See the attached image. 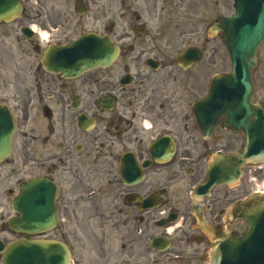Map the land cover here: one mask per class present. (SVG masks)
<instances>
[{
	"label": "flooded vegetation",
	"instance_id": "1",
	"mask_svg": "<svg viewBox=\"0 0 264 264\" xmlns=\"http://www.w3.org/2000/svg\"><path fill=\"white\" fill-rule=\"evenodd\" d=\"M17 1L14 43L31 61L14 65L9 98H0L21 136L0 165L1 245L34 238L9 228L11 201L20 183L43 178L56 188V223L35 237L64 242L72 259L78 232L89 241L100 231L102 264H205L215 239L204 229L222 223L248 183L243 173L238 185L213 189L198 204V227L190 195L207 157L242 145L220 118L205 139L194 110L205 95L203 0ZM91 29L118 49L113 63L77 79L42 68L49 45ZM189 46L201 59L183 68L175 57Z\"/></svg>",
	"mask_w": 264,
	"mask_h": 264
},
{
	"label": "water",
	"instance_id": "2",
	"mask_svg": "<svg viewBox=\"0 0 264 264\" xmlns=\"http://www.w3.org/2000/svg\"><path fill=\"white\" fill-rule=\"evenodd\" d=\"M234 1L235 15L220 19L211 28V32L221 31L224 34V45L230 55L232 72L228 75H218L213 79L202 108L205 112H213L215 98H230L232 103L229 102L226 113L230 115L231 120L238 122L246 118L251 119V123L244 127L248 136V139H245V148L239 153L219 157L215 164L211 163L206 182L198 188L199 194L207 192L213 185L233 180L239 175V168L235 163H239L240 160L249 158V161L256 162L264 158V148H254L260 139L264 142L263 112L257 105L249 104V99L253 96L251 73L256 65V52L264 40V0ZM4 10L6 9L0 4V14ZM85 43L87 40L83 39L71 46L69 51L71 71L79 73L106 61L107 58L102 56L99 46L87 48L89 46H85ZM13 133L11 115L5 110H0V161L10 153ZM26 190L28 197L34 200L36 196L45 201H51L53 197V188L38 180L22 186L21 191L24 194ZM22 200L24 197L19 196L13 203L14 209L18 212L21 211ZM234 213L246 225V231L242 236L221 231L215 244L212 264H264V195L249 198L232 212ZM43 216L50 218L52 212L48 211ZM20 225L19 221L14 225L16 230L21 229ZM34 245L43 247L46 255L48 251L58 253L59 258H55L54 262L51 258L45 257L43 264H68V253L63 244L54 243L52 247L46 242L41 244L35 242ZM7 260L10 264H20L19 251H13Z\"/></svg>",
	"mask_w": 264,
	"mask_h": 264
},
{
	"label": "rangeland",
	"instance_id": "3",
	"mask_svg": "<svg viewBox=\"0 0 264 264\" xmlns=\"http://www.w3.org/2000/svg\"><path fill=\"white\" fill-rule=\"evenodd\" d=\"M233 12L231 0H203V16H202V27H203V38L211 20L217 16H225ZM14 32L11 26H0V98H7L8 91L6 84L13 76V68L17 63L23 64L30 62L31 60L23 56L17 49V45L14 43ZM199 45H202V40L198 39ZM205 54V66H204V77L205 80L212 74L221 71H227L230 69L228 63L227 53L222 45L220 37H216L208 40L207 44H203ZM215 49L217 53V64L213 63L206 64L207 58H210L213 54L215 57ZM258 63L257 67L253 72V81L255 87V96L259 102H264V43L261 45L258 52ZM20 134L16 138V144L19 145ZM238 229V227H237ZM241 230V229H238ZM82 238L75 242V257L73 264H102L99 259L100 242V231L88 232L91 239H83V234L78 232ZM90 247V250H89ZM83 256V260H78L80 256Z\"/></svg>",
	"mask_w": 264,
	"mask_h": 264
}]
</instances>
